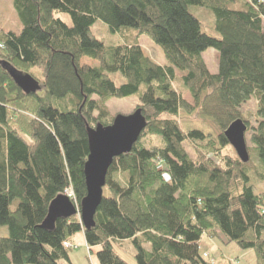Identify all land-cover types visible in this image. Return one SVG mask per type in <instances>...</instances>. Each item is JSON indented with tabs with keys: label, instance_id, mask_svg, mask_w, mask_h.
I'll return each mask as SVG.
<instances>
[{
	"label": "trees",
	"instance_id": "16d2710c",
	"mask_svg": "<svg viewBox=\"0 0 264 264\" xmlns=\"http://www.w3.org/2000/svg\"><path fill=\"white\" fill-rule=\"evenodd\" d=\"M12 1L23 28H0V227L9 231L0 264H74L81 233L98 248V264H130L115 249L127 241L136 264H223L201 252L203 237L221 235L264 264V193L252 185L254 176L264 181V0ZM192 7L213 13L220 37L202 30ZM98 21L112 33L134 30L133 42L107 49L91 32ZM142 36L168 65L146 57ZM209 49L219 53L216 74L203 58ZM82 58L99 66L81 67ZM35 67L43 68L44 80L34 78L45 96L24 93L8 70ZM114 74L125 82L118 86ZM129 97L140 101L147 126L131 153L114 159L95 226L86 230L76 215L43 227L51 202L69 189L80 208L88 130L111 125L107 102ZM252 100L256 111L246 117ZM181 113L203 120L191 128ZM237 120L251 137L247 163L225 137ZM150 136L162 146L146 147Z\"/></svg>",
	"mask_w": 264,
	"mask_h": 264
},
{
	"label": "rangeland",
	"instance_id": "374dc122",
	"mask_svg": "<svg viewBox=\"0 0 264 264\" xmlns=\"http://www.w3.org/2000/svg\"><path fill=\"white\" fill-rule=\"evenodd\" d=\"M190 11L199 18L202 30L210 36L220 37V35L215 31L214 23L215 18L213 13L207 9H200L192 7ZM68 24H71V20L68 15H59ZM0 28L5 31H14L19 33L23 24L19 19V16L15 10L12 0H0ZM93 36L102 41L107 49L114 45H127L133 42L134 30L127 29L124 31H119L112 33L109 27L98 21L91 30ZM139 44L142 46L146 57H148L153 63L160 66H166L169 63L165 57V54L158 45L152 42L148 37L142 36L139 39ZM203 58L206 65L211 73L219 72V53L215 49H209L203 53ZM81 67H98L99 62L88 58H82L80 61ZM31 76L37 78L38 80H44V72L42 67L33 68L30 73ZM179 75H183V72L178 71ZM110 77L119 86L125 82L124 78L120 74L110 75ZM41 95H46V91H39ZM186 96V95H185ZM189 96V95H188ZM140 106V101L138 98L129 97L124 99H111L107 102V107L111 117H115L118 114L130 115L133 114ZM257 103L255 100L248 102L242 107V112L248 117V113L255 112ZM179 120L182 123H189V126L194 127V123L202 122V118L198 116L180 115ZM255 120L251 118V125H255ZM216 131V130H215ZM250 133H246L247 145L250 146ZM143 143L146 147L151 149H157L162 146L161 138L157 136H150L143 139ZM186 149L193 160L197 159V155L194 150L188 145ZM234 154L230 147H227L225 154ZM252 185L257 194L264 193V181L260 180L259 177L254 176L252 178ZM73 194V192L71 191ZM74 197V195H73ZM80 218V216H79ZM81 219V218H80ZM9 235L8 228L0 227V237H7ZM220 236V235H219ZM75 245V244H74ZM79 242L75 245V249L72 252V259L75 264H98L97 260V249L91 250V255L89 256L88 248L89 246H80ZM118 254L124 258L130 264H136L134 261L135 249L130 241L124 242L121 245L116 244L115 246ZM201 252H207L213 257L215 262L217 259L223 264H256V255L253 251L242 250L237 244H228L225 237L222 235L218 239H209L208 237H203L201 242ZM217 260V261H219Z\"/></svg>",
	"mask_w": 264,
	"mask_h": 264
},
{
	"label": "water",
	"instance_id": "95a60500",
	"mask_svg": "<svg viewBox=\"0 0 264 264\" xmlns=\"http://www.w3.org/2000/svg\"><path fill=\"white\" fill-rule=\"evenodd\" d=\"M18 88L24 93H38L41 85L30 74L20 75L15 69H8ZM147 121L138 108L133 114H118L109 126L98 125L88 130L90 154L85 164L87 195L77 207L68 195H59L49 207L43 227L54 229L58 219L80 216L86 230L95 226V216L100 206L107 176L114 159L131 153L135 144L146 129ZM247 125L237 120L225 131V137L237 152L239 158L247 163L250 160L246 140Z\"/></svg>",
	"mask_w": 264,
	"mask_h": 264
},
{
	"label": "crops",
	"instance_id": "0c3cea01",
	"mask_svg": "<svg viewBox=\"0 0 264 264\" xmlns=\"http://www.w3.org/2000/svg\"><path fill=\"white\" fill-rule=\"evenodd\" d=\"M73 244H77V242H79V245L80 246H84V247H86L87 246V243H86V239H85V235H84V233H81V234H78V235H76L74 238H73ZM79 246V247H80ZM97 249V251H98V248H96ZM93 250H95V249H93ZM73 260V259H72ZM75 264V263H74ZM80 264V263H79Z\"/></svg>",
	"mask_w": 264,
	"mask_h": 264
},
{
	"label": "built area",
	"instance_id": "2783aa9c",
	"mask_svg": "<svg viewBox=\"0 0 264 264\" xmlns=\"http://www.w3.org/2000/svg\"><path fill=\"white\" fill-rule=\"evenodd\" d=\"M67 195H68L71 199L74 198V197H73V194L71 193V191H68V192H67ZM65 246H66L67 248H73V245H72V244H69V243H66ZM90 249H91V248L89 247V248H88V251H90Z\"/></svg>",
	"mask_w": 264,
	"mask_h": 264
},
{
	"label": "bare ground",
	"instance_id": "6f19581e",
	"mask_svg": "<svg viewBox=\"0 0 264 264\" xmlns=\"http://www.w3.org/2000/svg\"><path fill=\"white\" fill-rule=\"evenodd\" d=\"M68 191H72V189H69Z\"/></svg>",
	"mask_w": 264,
	"mask_h": 264
}]
</instances>
